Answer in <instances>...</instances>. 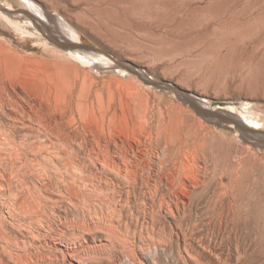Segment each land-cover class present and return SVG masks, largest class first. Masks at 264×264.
<instances>
[{"label":"rangeland","instance_id":"obj_1","mask_svg":"<svg viewBox=\"0 0 264 264\" xmlns=\"http://www.w3.org/2000/svg\"><path fill=\"white\" fill-rule=\"evenodd\" d=\"M32 1L54 17H62L81 35L85 45L104 53L116 68L99 67L84 60L75 62L66 57L62 52L64 49L50 41L44 46L43 39L22 37L7 21L26 20L21 11L23 1L0 0V5L13 14H0V47L11 65L8 69L2 65L4 70L0 66L4 74L1 77L5 79L0 80L15 87L18 84V88L33 89L40 79L46 80L48 72H62L74 84L73 125L77 126L73 127L77 130L80 126L77 131L84 132H80L84 136L103 133L109 139L113 138L112 141L120 143L123 140L126 146L134 144L132 147L140 148L136 142L144 138L142 123L147 129L155 127L159 120L168 121L172 127L186 126L190 131L201 128L199 133L207 135L204 138L207 142L203 148L205 153L201 151L205 156L202 163L209 170L206 169L208 173L204 176L214 182L213 186L220 178L223 186H228L226 191L229 188V193L232 192L237 201L244 200L245 204L248 201L249 207L247 204L243 206V217L233 223L214 217L213 211L207 208L209 199L200 205V200L189 197L190 200H186L190 203L187 201L184 208L186 217H183L182 196L179 195L176 202L180 213L175 217L165 208L151 204L149 199L144 203L146 208L142 207L145 212L141 209L137 216L134 211L142 201L134 198L130 205L134 208L133 213L126 207L123 211L120 209L123 212L120 231L128 240L122 243L125 246L114 243L113 238L110 240L112 235L104 226L95 231L91 228L92 231L84 235L76 228L64 229L61 243L71 245L72 251L78 253L73 256L76 259L69 257L72 259L66 260L60 253L50 251V245L31 250L22 246L21 237H17V241H7L0 235V264H264V150L241 143L240 134L234 128H216L205 122L172 91L157 90L122 66L124 63L135 65L154 82L172 83L213 106L238 110L246 107L263 121L260 129L250 128L264 131V40L257 39V43L252 44L259 35L264 37V22L253 21L250 17L255 0ZM2 54L0 50V59L3 60ZM2 120L3 124H9L6 117ZM24 131L25 128L18 139L26 133ZM126 142L130 143L127 145ZM110 146L112 148V143ZM87 152L81 151V164L86 161L93 175L117 184L118 177L113 175L114 172L110 173L102 161L109 165L111 159L116 158L112 156L106 160L101 154L95 157L97 153L91 155ZM91 158L93 161L100 158L96 159L100 160L97 162L103 163L96 164ZM76 171L79 176L80 170ZM230 178H234V183ZM62 207L63 210L59 208L57 211L61 213L62 210V217L67 211L66 218L71 223L74 220L76 224L78 215L81 216L78 222L82 220L80 209L74 208V211L65 204ZM76 210L78 212L73 213ZM142 213H145V221ZM180 218H184L182 222H178ZM55 227L57 230L61 228L59 225ZM49 253H54L58 262L55 259L45 261Z\"/></svg>","mask_w":264,"mask_h":264},{"label":"bare ground","instance_id":"obj_2","mask_svg":"<svg viewBox=\"0 0 264 264\" xmlns=\"http://www.w3.org/2000/svg\"><path fill=\"white\" fill-rule=\"evenodd\" d=\"M21 2L22 15L26 20L21 22L8 20L7 24L22 37L43 39L44 46L50 41L64 49L61 50L66 57L75 62L81 63L84 60L95 66L116 68L113 61L103 55L104 53H98L99 51L85 45L81 35L62 17L57 18L56 21V18L49 16V13L37 6L34 1L21 0ZM0 14L13 16L1 5ZM250 17L253 21L258 19L261 23L264 22V0H255V3H252ZM257 39L261 42L264 37L259 35L252 42L253 45L257 43ZM0 50L4 54H2L4 59H0V66L2 69V65L8 69L10 65L8 56L3 48L0 47ZM119 72L125 74L124 70ZM1 75L4 74L0 73L2 79ZM5 75L10 77L7 71ZM2 80H0V235L4 240L17 241V237H21L22 246L31 250H41L44 246L50 245L48 247L49 250L52 249L50 251L54 250L55 254L60 253L61 257L67 260L69 257L74 259L73 256H77L78 253L72 251L71 245L61 243L64 229L76 228L77 232H83L84 235L85 232L99 230L98 228L104 226L108 228L106 231L112 235L109 239L113 238L114 243L118 245L127 243L126 235L120 231L123 221L122 211L123 207H126L130 213H133L134 208L130 205L134 198L142 201L134 212L138 213L141 209L145 212L146 209L142 207H145L144 203L149 199L151 204L157 205L160 209L165 208L173 217L180 213L179 204L176 202L179 201V195L182 196L183 217H186L184 208L190 200L189 197L200 200V205L209 199L207 208L213 211L214 217L228 219L233 223L243 217L241 208L246 204L249 207L248 201L246 204L244 200L237 201L232 192L229 193L231 191L229 188L226 191L228 186L224 187L220 178L218 184L213 186L214 182L204 176L208 170L202 163L205 159L203 148L207 143L204 138L207 135L205 132L199 133L201 128L190 131L191 129L186 126L172 127L167 123L168 121L159 120L155 127L148 126L147 129L146 124L142 123L144 138L136 139L139 140L137 142H133L134 138L131 140L140 148L132 147L134 144L126 146L122 139L120 143L112 141L113 138L109 139L103 133L84 136V132L77 131L80 126L77 130L73 127L77 126V124L73 125L75 110L72 97L76 96L73 93L74 84L62 72L55 70L48 72L46 80L40 79V83L33 89H29L31 87L26 89L24 86L25 89L18 88L17 81L15 87L12 83L6 84L7 82L4 83ZM204 102L206 103L205 100ZM230 110L236 112L249 128L260 129L263 124L262 119L256 118L246 107H240L239 110L233 107ZM2 117L9 119L7 120L9 124L8 122L7 125L3 124ZM24 128L23 133H26H22V137L18 139L19 133ZM80 132L83 134L81 135ZM82 150L88 151L91 155L97 153L95 157L101 154L100 156H104L106 160L115 157V160H109V165L102 158L101 160L104 161L105 166L107 165V170L110 169L109 172H114L113 175L118 177L117 184L113 183V180H102L98 178L99 176L93 175L88 170L86 161L83 160L85 163L81 164ZM96 159H94L95 163L100 162ZM93 166L95 167L94 163ZM78 169L79 176L75 173ZM231 182L234 183V178ZM231 186L229 185L230 188ZM64 204L73 210L80 209L82 220L78 222L81 218L78 215L80 217H77L76 224L73 223L74 220L71 223L70 219L66 218L67 211L62 217ZM59 208L62 209L61 213L57 211ZM74 211L73 213L78 212ZM144 214L141 215L143 221H145ZM183 219L180 218L178 222H182ZM56 224L61 227L58 228L59 230L56 229L55 226H58ZM69 239L71 240V237ZM16 245L19 247L20 244L16 243ZM51 254H45L47 255L45 261L52 262L57 259L54 253ZM45 257L43 255V258Z\"/></svg>","mask_w":264,"mask_h":264},{"label":"water","instance_id":"obj_3","mask_svg":"<svg viewBox=\"0 0 264 264\" xmlns=\"http://www.w3.org/2000/svg\"><path fill=\"white\" fill-rule=\"evenodd\" d=\"M49 16L53 15L49 14ZM53 18L56 17L53 16ZM57 20L56 18V21ZM122 66L126 71L135 74L145 84H150L157 90L172 91L180 101L188 104L205 122L216 128L229 130L234 128L240 134L239 139L241 143L249 144L254 148L264 150V131L249 128L236 112L221 105L213 106L207 104L204 102L203 98L192 92L180 89L172 83L166 81L154 82L144 70L137 68L135 65L124 63Z\"/></svg>","mask_w":264,"mask_h":264}]
</instances>
